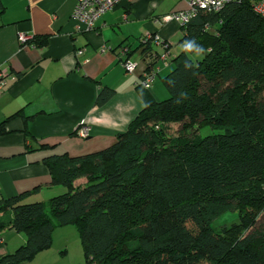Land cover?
<instances>
[{
	"label": "trees",
	"instance_id": "16d2710c",
	"mask_svg": "<svg viewBox=\"0 0 264 264\" xmlns=\"http://www.w3.org/2000/svg\"><path fill=\"white\" fill-rule=\"evenodd\" d=\"M257 1L199 11L182 27L183 50L170 52L165 66L173 68L162 79L169 98L157 100L140 83L144 108L112 146L44 159L50 185L66 190L51 199L49 213L42 202H25L29 192L0 200V235L26 236L0 264L33 262L66 226L78 231L86 264H264V18L253 11ZM48 40L24 44L43 48ZM142 46L149 58L151 41ZM114 94L104 89L97 106ZM170 125L180 126L179 136L169 135ZM206 127L221 133L202 137ZM81 179L86 184L76 186ZM226 213L239 222L212 228Z\"/></svg>",
	"mask_w": 264,
	"mask_h": 264
},
{
	"label": "crops",
	"instance_id": "0c3cea01",
	"mask_svg": "<svg viewBox=\"0 0 264 264\" xmlns=\"http://www.w3.org/2000/svg\"><path fill=\"white\" fill-rule=\"evenodd\" d=\"M0 68L10 78L0 95V124L8 120L6 134L0 136V200L32 193L26 203L42 202L47 213L52 198L66 192L52 186L44 159L51 156H84L112 146L117 136L144 108L137 93L148 61L164 51L149 37L156 34L179 55L182 28L164 22L172 13L187 9L185 0H122L95 23L91 32L79 31L71 21L78 0H0ZM48 36L45 47L20 42ZM143 41H151L146 58ZM130 48L141 68L127 74L120 51ZM105 49V52L101 51ZM78 51H83L81 56ZM161 71L153 94L165 100L162 79L172 70L158 63ZM163 83V82H162ZM115 92L104 106L97 99L104 89ZM88 127L82 138L78 130ZM26 129L30 138L26 136ZM47 145L48 148H41ZM85 179L76 182L84 186ZM26 243V236L12 229L0 235V259ZM71 243L72 248H71ZM28 264H86L78 231L73 226L58 227L53 244Z\"/></svg>",
	"mask_w": 264,
	"mask_h": 264
},
{
	"label": "built area",
	"instance_id": "2783aa9c",
	"mask_svg": "<svg viewBox=\"0 0 264 264\" xmlns=\"http://www.w3.org/2000/svg\"><path fill=\"white\" fill-rule=\"evenodd\" d=\"M241 0H185L187 3V9L167 15L163 21L176 22L181 28L188 24L194 17L197 16L199 11H215L218 12L226 5ZM122 0H78V3L73 11L71 21L74 27L79 31L91 32L95 28V23L105 16L107 13L115 9ZM256 15L264 18V0L255 2L252 6ZM156 44L163 47L164 51L158 54V62L166 65L170 59L169 45L162 41L160 36L156 34L153 37H149ZM29 39L25 36L20 37L21 43H26ZM105 52V49L101 51ZM83 51H78L77 55L81 56ZM121 64L127 74H133L138 68V64L134 63L129 56L128 50L122 48L120 51ZM160 68L158 66L152 68L150 71L145 72L141 85L147 91H152L156 82ZM10 78L8 72L0 68V95L3 93L4 88L7 85V81ZM78 134L82 138H87L90 134L88 127L82 126L78 130Z\"/></svg>",
	"mask_w": 264,
	"mask_h": 264
},
{
	"label": "rangeland",
	"instance_id": "374dc122",
	"mask_svg": "<svg viewBox=\"0 0 264 264\" xmlns=\"http://www.w3.org/2000/svg\"><path fill=\"white\" fill-rule=\"evenodd\" d=\"M132 61L136 64H138V69L141 68V65H142V62L139 60L138 57H135V60L132 59ZM159 83H161V87L162 88H166L165 85L160 81L159 79ZM167 94V97H165V99L169 98V94H168V91L166 92ZM164 99H161V97H159V101H162ZM179 132H180V126L179 125H170L169 127V135L171 137H177L179 136ZM221 133V131L219 130H212L211 128L209 127H206V128H203L199 134L202 136V137H205V136H209V135H213V134H219ZM239 222V217H238V214L236 213H226L224 214L223 216H221L220 218H218L217 220H215L213 223H212V228L214 229H220L222 226L224 225H227V226H231L232 224H235V223H238ZM264 225V215H262L260 217V220H259V226H262ZM72 244L71 243V248H72Z\"/></svg>",
	"mask_w": 264,
	"mask_h": 264
},
{
	"label": "clouds",
	"instance_id": "9594fccd",
	"mask_svg": "<svg viewBox=\"0 0 264 264\" xmlns=\"http://www.w3.org/2000/svg\"><path fill=\"white\" fill-rule=\"evenodd\" d=\"M188 46H189V47H195V48H197V49H200L201 51L203 50V49H202V46H200V45H196L194 42L189 43Z\"/></svg>",
	"mask_w": 264,
	"mask_h": 264
}]
</instances>
